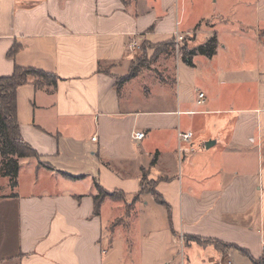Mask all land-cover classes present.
<instances>
[{
  "label": "crops",
  "instance_id": "obj_1",
  "mask_svg": "<svg viewBox=\"0 0 264 264\" xmlns=\"http://www.w3.org/2000/svg\"><path fill=\"white\" fill-rule=\"evenodd\" d=\"M232 8L257 30L255 67L220 60L231 48L217 25L234 21ZM176 30L190 34L188 51L214 34L215 53H193L192 67L177 58L176 99L143 104L122 90L135 75L116 84L128 44ZM262 30L264 0H0V76L29 66L58 78L16 90L20 135L37 157L19 159L14 188L0 176V264H185L194 241L184 235L236 247L198 243L187 264H254L264 255ZM179 131L193 134L186 151ZM143 171L164 204L139 193ZM96 184L136 198L135 212L108 195L95 214Z\"/></svg>",
  "mask_w": 264,
  "mask_h": 264
},
{
  "label": "trees",
  "instance_id": "obj_2",
  "mask_svg": "<svg viewBox=\"0 0 264 264\" xmlns=\"http://www.w3.org/2000/svg\"><path fill=\"white\" fill-rule=\"evenodd\" d=\"M147 42V41H144ZM180 45V44H179ZM142 46V45H141ZM154 53L158 55L162 52L168 51L170 48L174 49V37L170 40L162 41L156 45ZM216 36L213 34L210 36L205 43L197 47V49L188 51L185 46H179L180 59L188 66L192 67L193 63L191 56L193 53L197 52L200 55L211 57L215 53L216 48ZM144 50V46H143ZM140 62L141 59L137 58ZM132 63L129 65L128 72L126 75L117 78L116 84H120L123 81L131 79L140 70L147 69V67H142L145 65H140L139 63ZM32 77L33 83L36 88H49L55 87L57 83V77L53 74L41 71L33 67H21L16 66L9 76H0V176L8 177L9 184L11 188L16 186V176L19 171V159L29 158L30 156H37L35 150L26 143L20 135L19 124L17 120V94L16 90L19 86L26 84L29 78ZM154 161V158L151 162ZM44 167L53 169L51 165L45 163ZM63 175L76 179L77 176H71L65 172ZM141 188L139 193H152L155 199L164 204L161 195L155 191V184L157 180H147L146 174L143 171L141 175ZM97 193L93 197V212L98 214V209L100 203L104 200L106 195L112 196L113 198L119 199L122 192L117 191H104L98 184H96ZM123 195V194H122ZM168 207L167 204H165ZM192 240L198 242L200 245H213L218 251L224 252L227 247L236 248L234 245L229 243H224L223 241L215 238H203L200 236H183L186 241ZM241 253L249 255L245 250L242 249ZM254 264H264V255H262L257 261H252Z\"/></svg>",
  "mask_w": 264,
  "mask_h": 264
},
{
  "label": "rangeland",
  "instance_id": "obj_3",
  "mask_svg": "<svg viewBox=\"0 0 264 264\" xmlns=\"http://www.w3.org/2000/svg\"><path fill=\"white\" fill-rule=\"evenodd\" d=\"M234 11L235 8H232L231 13L228 14V19H233L234 21L221 22L217 25V27L221 30L222 41L229 44V48H231L228 53L222 54L220 60L221 61L223 60V62L227 61L228 63H230V66L241 65L247 67L251 65L255 67L256 64L255 61H258L259 59L257 55L258 50L257 48H255L256 40H254V38H256L257 35V30L253 26H251L252 22L249 21L250 19L249 14H247V20L244 17H242L240 18L241 21H239V19L235 21L236 15H233ZM240 28L247 30L248 33H242V32L240 33L239 31L240 34L236 37H233L232 36L233 33H236V30ZM246 34H248L249 36L246 37ZM259 38L260 40L264 41V30L261 31ZM238 41H243L244 44H238ZM156 45L157 43H152L149 41L147 42L138 41V48L132 51V53L134 54L131 63L132 61L136 60L135 63H139L141 66L145 65L142 67H147V66L148 67L147 69L140 70V72H138L135 75V77H133V79L129 80L127 84L123 85L122 90L125 91L126 89L127 91L131 92L129 94L132 97L134 96L135 99L140 98L141 99L140 102H143V104L144 102L152 101L154 105L163 108L166 104L172 103L178 96V91L176 90L177 82L175 80L176 77L178 76L176 69L177 67L176 61L177 58L180 57V55H179V48L176 45L175 48L168 53H162V54L160 53L159 55L155 53L153 55L154 49L155 47H157ZM143 46H144V50H143ZM242 55H246L245 57L246 59L244 61ZM137 58L141 59V61L139 62ZM221 61H219V63H222ZM108 67L110 68V66ZM199 69L200 70L204 69L202 64L199 65ZM126 72H128L127 67L122 69L120 72H118L117 75L124 74ZM234 87L235 86H232L231 88ZM127 91L125 92L128 93ZM243 94L246 95L245 90H243ZM37 163L44 166L46 162L44 163L38 161ZM4 180H6L5 177L3 178V180L0 181V184L1 182H3L4 184ZM1 191H3L2 188L0 189V193ZM107 196L108 195H106V197ZM140 199H142V196H140L139 200ZM118 200L123 201L122 203L125 205L123 206L126 207L127 210L131 209L130 210L131 212L132 211L135 212L136 198H132L131 196L125 197L121 194ZM188 242L191 243L192 241L186 239L185 243ZM197 246H198V242L195 241L193 245H186V244L183 245V251L185 254V264L188 263V257L192 255L191 254L192 251L194 252L196 251ZM202 246H200V250L202 251L201 253H203L206 248ZM228 248L230 247H227L224 250V252ZM178 250H179V246H178Z\"/></svg>",
  "mask_w": 264,
  "mask_h": 264
},
{
  "label": "built area",
  "instance_id": "obj_4",
  "mask_svg": "<svg viewBox=\"0 0 264 264\" xmlns=\"http://www.w3.org/2000/svg\"><path fill=\"white\" fill-rule=\"evenodd\" d=\"M190 34H183L180 31L176 30L173 34L174 37V45L178 46L179 48V44H181L187 37H189ZM129 46V50L130 51H134V49L138 48V40L133 38L132 41L128 44ZM204 94L203 93H198V98L196 100V104H202L204 102ZM178 135V140L180 141V147L179 150L181 151H186L188 150L187 147H184L182 143L189 141L192 137L193 134L190 131L187 132H182L179 131ZM134 137L141 139L143 137V133L141 131H135L133 134ZM226 263H229V261H227Z\"/></svg>",
  "mask_w": 264,
  "mask_h": 264
}]
</instances>
